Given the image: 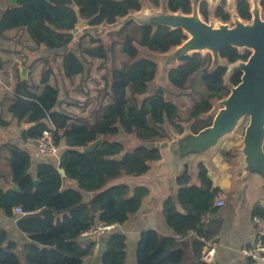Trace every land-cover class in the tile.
Listing matches in <instances>:
<instances>
[{"label":"trees","instance_id":"1","mask_svg":"<svg viewBox=\"0 0 264 264\" xmlns=\"http://www.w3.org/2000/svg\"><path fill=\"white\" fill-rule=\"evenodd\" d=\"M149 1L155 7L161 6V0ZM260 4L264 10V0ZM165 5L174 13H193L191 0H166ZM200 5L201 14L208 21L209 3L202 0ZM77 6L79 13L75 10ZM142 7L140 0H18L16 6L7 3L3 9L1 39L10 40L5 36L7 30H25L38 47L50 51L41 59L44 66L40 84L19 78L9 110L18 123L32 124L23 131V140L50 131L56 144L65 149L61 151L59 164L44 159L32 174L31 153L10 144L12 184L19 190L0 186V211L15 216L14 209L20 207L28 213L17 219L29 242L19 252V244L0 227V264H85V259L97 254L96 247L100 244V264H126L127 237L120 229L92 241L82 240V233L99 222L123 225L135 215L150 190L124 180L147 175L161 159L155 142L172 134H183L187 124L194 134L212 126L215 103L230 95L231 86L240 84L242 72H234L227 84L228 66H213L209 53L181 57L180 64L168 71V83L177 90L192 89L200 95L183 118L179 106L166 98L165 88L159 86L150 92L158 65L152 58L140 57L139 48L165 54L182 45L188 39L186 33L182 29L162 25L155 28L130 20L114 33L127 57L120 67L115 66L117 43L107 48L102 39L91 38L96 46L80 45L82 55L101 59L105 64L113 63L105 66V85L99 92L94 120L60 111L63 90L51 85L50 78L59 72L67 78L85 72V65L75 51L64 53L62 62L58 61V51L74 39L79 17L93 27L114 25ZM236 10L243 20L251 19L249 0H236ZM214 15L224 22L230 20L226 0L216 6ZM250 55L248 49L232 46L220 51V57L229 64L247 61ZM197 78L202 84H198ZM0 123L8 125L1 120ZM123 135H134L141 144L128 150ZM99 138L102 143L92 152L75 150ZM222 154L228 156L229 152ZM60 169L65 170L66 176ZM69 181L76 182L77 187ZM177 184L176 196L169 197L163 206L165 223L172 233L153 228L141 231L135 245L136 264H209L202 259V252L221 231L222 221L210 215L218 212L215 200L222 196L223 190L213 185L203 163L198 164L197 184L192 183L188 167L177 178ZM252 212L253 217H264V208L259 204L254 205Z\"/></svg>","mask_w":264,"mask_h":264},{"label":"crops","instance_id":"2","mask_svg":"<svg viewBox=\"0 0 264 264\" xmlns=\"http://www.w3.org/2000/svg\"><path fill=\"white\" fill-rule=\"evenodd\" d=\"M5 2V0H0V16L6 7L7 2ZM19 32V29L7 30L5 36L10 40L6 41L0 38V120L8 123V125L0 123V186L5 188L13 186L9 161L10 144L18 145L31 153L30 172L32 174H35L38 164L44 160L25 146L22 133L29 130L28 124L18 123L13 119L9 110L15 100V88L19 78L31 82L28 76L25 78L21 76V71L25 67L22 65V61L26 62L34 57L30 49L28 50L22 45L23 43L27 44L30 38L27 36V39L23 38L20 42L17 37ZM17 69L18 72H16ZM38 83L34 82L36 85L40 84ZM49 83L56 86L51 81ZM58 109L67 112L60 109L59 106ZM236 129L233 134L223 137L211 151L201 156H192L190 159L185 158L171 146V143L174 142L172 136L160 140L158 141L160 144H167H164L161 149V159L153 164L150 172L139 179L127 178L124 180L130 184L132 181L134 185H145L150 190L142 208L126 223L120 225V230L127 237V251L128 256L129 251L131 253L129 256L131 264H136L135 245L141 231L153 228L165 234L172 233L163 216L164 203L169 197L176 196L179 189L177 178L186 167L189 169L192 183H198L199 163L206 166L213 185L223 190L222 196L215 200V206L217 200L223 199L225 202L223 207L216 206L218 208L216 214L210 215V218L222 221V228L220 233L208 242L215 246L216 253L213 259L207 263L249 264L252 262L253 264H264L263 260L247 259L241 253L242 248L250 246L255 240L252 211L255 204L264 208V178L259 174L247 171L243 154L244 142L241 147L240 137L235 134ZM222 151L229 152V155L224 156ZM51 161H56V164H59L60 159L55 158ZM68 183L76 187L74 182L69 181ZM0 227L8 231L10 238L19 244L18 251L23 252L24 245L29 242V238L20 229L17 216H9L4 211H0ZM101 248L100 244L98 253ZM98 256L100 259V254ZM126 264H128V260Z\"/></svg>","mask_w":264,"mask_h":264},{"label":"rangeland","instance_id":"3","mask_svg":"<svg viewBox=\"0 0 264 264\" xmlns=\"http://www.w3.org/2000/svg\"><path fill=\"white\" fill-rule=\"evenodd\" d=\"M6 1V0H5ZM143 6L142 10L139 12L132 13L128 18L137 21L138 23L143 24L144 21H149L151 17L160 16L161 14L170 15L168 14L169 11L165 7V1L161 0V6L155 7L153 6L149 0H140ZM193 4V13L192 17H199L204 20L201 14V1L202 0H191ZM209 3V20L207 21L208 24L212 25L214 28H220L222 26H227L229 28L235 27L238 24H252L255 18L264 19V12L260 7L259 0H250L251 10L253 12L252 20L245 21L242 20L237 12H236V1L235 0H226V10L230 13L231 19L228 22H223L219 18L215 17L214 11L216 6L221 3V0H207ZM8 3V0L6 1ZM5 2V3H6ZM77 13L80 12V7H75ZM127 20V19H126ZM125 19L120 20L118 23L114 25L103 24L100 26H90L84 23L82 19L78 20L77 26L74 30V39L67 47L58 51L60 54L58 56V61L62 62V56L64 53L69 51H75L79 54L80 59L85 65V72L81 75H76L72 78L64 77L61 72L58 75H54L51 77L50 81L55 83L56 86L61 87L63 90L62 93V101L59 103V107L62 110L67 111L71 115L77 118H87L89 121L94 120V114L96 112L97 104H98V96L101 89L104 88L105 82L103 76L107 71V66H111L113 63H104L103 60L97 58H91L87 55H82L80 50V45L84 47L96 46L91 42V38H100L106 44L107 48H110L112 43L115 42L118 45L116 46V61L115 66H121L122 62L127 59V57L121 51V43L119 37L115 36L114 33L120 29V27L126 22ZM142 22H141V21ZM205 21V20H204ZM27 32L25 30H20L17 37L18 40L21 42V39H27ZM188 40L192 38V35L187 33ZM29 37V36H28ZM30 38V37H29ZM31 39V38H30ZM27 41L23 43V47H27V49L31 51L34 57L32 59H28L26 62L22 61L23 66H27V74L31 82L34 83L39 82L41 80V73L44 66L43 60L44 57L49 55L50 51L46 49L44 46L36 45L34 42L30 43L31 41ZM187 40V41H188ZM25 42V41H24ZM186 42H184L181 46L176 47L165 54H156L153 52L148 51L145 48H139L140 57H149L152 58L158 65V74L156 79L151 85V93L159 86L165 88L166 90V98L179 106L180 114L183 118H186L189 114V110L193 106L194 102L200 99V95H198L194 90L188 89L186 91H180L171 86L168 83L167 75L168 71L175 67L180 63L178 59V52L182 50L185 46ZM27 50V51H28ZM253 53V50H251ZM202 54L211 53L213 59V66L216 65H226L229 68L228 74L225 77V81L229 84V78L232 75V71L235 66H242V61L236 64H228L224 59H222L218 54L213 53L208 49H204L201 51ZM32 64V67L30 65ZM18 72V69L17 71ZM57 74V73H56ZM198 84H202L200 78L196 79ZM59 81V82H57ZM38 83V84H39ZM232 87V86H231ZM225 100V99H224ZM218 101L215 103L211 114L215 117L218 112L223 108L222 102ZM108 101V100H107ZM107 101L105 103H107ZM250 124V117L246 116L242 119V122L236 129L235 134L237 137H240V143H242L241 147H243L244 137L246 134L247 127ZM187 128L190 129V124H187ZM122 140L125 143V146L128 150H132L141 144V141L138 140L134 135H123ZM65 147L61 146V150L64 151ZM4 167V165H3ZM75 186L76 182H74ZM131 184L134 183L131 181ZM117 229H120V226H117ZM97 239V238H95ZM94 240V238L89 239V241ZM98 247V248H97ZM96 247L97 253L99 251V246ZM129 251V256H130ZM99 253L95 254L93 257L85 259V264H100L99 261ZM130 257H128V264H131Z\"/></svg>","mask_w":264,"mask_h":264},{"label":"water","instance_id":"4","mask_svg":"<svg viewBox=\"0 0 264 264\" xmlns=\"http://www.w3.org/2000/svg\"><path fill=\"white\" fill-rule=\"evenodd\" d=\"M17 2L18 0H8L10 6H16ZM168 14L170 15L161 14L151 17L143 24L152 25L155 28L162 25L172 29H182L186 34H191L192 38L187 39L185 46L178 52V59L193 53H202L201 51L204 49L219 56L220 51L229 46L240 50L244 48L253 50L248 61L242 62V66H235L236 68L232 71V73L243 72L241 82L237 86L231 87V93L222 102L223 108L214 117L212 126L197 134H194L189 128L180 137L179 134H172L174 142L171 143V146L187 159L192 156H201L215 148L223 137L233 134L242 119L249 116L250 124L246 130L243 147L247 171L259 174L264 178V19L255 18L252 24H238L232 28L227 26L214 28L201 18L192 17V14L171 11ZM129 16L124 18L127 19L126 22L132 20L128 18ZM27 71L26 67L22 69L21 76L23 78L26 77ZM31 126L32 124H28L27 128L30 129ZM101 143L102 138H99L89 145L75 150L89 153ZM164 144L155 142L160 153ZM60 172L66 176L64 169H60ZM34 183L37 184L38 180H35ZM12 189L18 191L19 187L13 184Z\"/></svg>","mask_w":264,"mask_h":264},{"label":"built area","instance_id":"5","mask_svg":"<svg viewBox=\"0 0 264 264\" xmlns=\"http://www.w3.org/2000/svg\"><path fill=\"white\" fill-rule=\"evenodd\" d=\"M25 146L28 150L36 153L44 159H60L61 147L56 144L55 137L50 131H45L39 137H27L24 140ZM225 202L223 199L216 201L217 207H223ZM14 214L17 217L27 215L20 207L14 209ZM253 225L255 232L254 242L247 247L242 248V255L251 260H263L264 261V217L255 216L253 217ZM117 225L107 224L99 222L88 231H85L81 235L82 240H89L91 238H100L101 236L108 234L116 230ZM216 253V248L213 244H206L202 252V259L205 262H210Z\"/></svg>","mask_w":264,"mask_h":264},{"label":"flooded vegetation","instance_id":"6","mask_svg":"<svg viewBox=\"0 0 264 264\" xmlns=\"http://www.w3.org/2000/svg\"><path fill=\"white\" fill-rule=\"evenodd\" d=\"M207 1V0H206ZM222 1V0H221ZM236 1V0H235ZM226 3H227V1H226ZM249 3H250V0H249ZM259 3H260V0H259ZM193 5V4H192ZM260 7H261V4H260ZM143 8V7H142ZM262 8V7H261ZM227 11V10H226ZM262 11L264 12V10L262 9ZM228 12V11H227ZM236 12H237V10H236ZM250 12H251V19L250 20H252V17H253V12H252V10H251V4H250ZM229 13V12H228ZM230 14V13H229ZM238 14V13H237ZM231 16V15H230ZM239 16V15H238ZM240 17V16H239ZM241 18V17H240ZM231 19V18H230ZM242 19V18H241ZM205 20V19H204ZM243 20V19H242ZM250 20H245V21H250ZM206 21V20H205ZM230 21V20H229ZM207 22V21H206ZM224 22V21H223ZM228 22V21H227ZM77 26V25H76ZM187 35V34H186ZM188 37V36H187ZM244 49H246V48H244ZM244 49H242V50H244ZM240 50V49H239ZM249 50V49H248ZM250 52H251V55H252V51L251 50H249ZM209 54H211V53H209ZM204 55V54H203ZM206 55V54H205ZM250 55V56H251ZM250 58V57H249ZM225 60V59H224ZM179 61H180V59H179ZM226 61V60H225ZM248 61V60H247ZM247 61H242V62H247ZM227 62V61H226ZM239 62H241V61H239ZM228 63V62H227ZM238 63V62H237ZM180 64V63H179ZM178 64V65H179ZM229 64V63H228ZM236 64V63H235ZM220 65H223V64H220ZM231 65V64H230ZM177 66V65H176ZM175 66V67H176ZM173 68V67H172ZM228 71H229V68H228ZM241 72V71H240ZM233 74V73H232ZM242 75H243V72H242ZM242 78V77H241Z\"/></svg>","mask_w":264,"mask_h":264}]
</instances>
